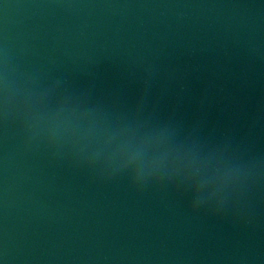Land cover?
<instances>
[{
  "label": "water",
  "instance_id": "95a60500",
  "mask_svg": "<svg viewBox=\"0 0 264 264\" xmlns=\"http://www.w3.org/2000/svg\"><path fill=\"white\" fill-rule=\"evenodd\" d=\"M0 264H264V0H0Z\"/></svg>",
  "mask_w": 264,
  "mask_h": 264
}]
</instances>
